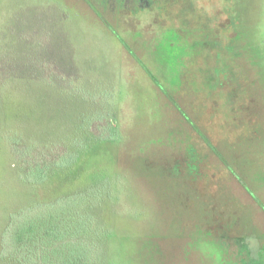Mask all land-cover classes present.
Listing matches in <instances>:
<instances>
[{
  "label": "rangeland",
  "instance_id": "rangeland-1",
  "mask_svg": "<svg viewBox=\"0 0 264 264\" xmlns=\"http://www.w3.org/2000/svg\"><path fill=\"white\" fill-rule=\"evenodd\" d=\"M106 12L102 10L101 15ZM187 17L192 25L180 28V33L175 28H156L149 39L140 40L137 33L125 27L99 23L80 0H0V63L21 55L19 50L28 34V39H35L30 43H34L33 55L44 56H33L32 64L21 70L36 73L48 70L51 75L49 86L64 93L61 104L51 96L47 105L41 107L43 121L40 124L43 126L39 124L40 130L36 129V132L58 133L57 120H62L63 126L65 115L87 113L93 119L103 108L96 104L103 101L94 100L96 94L101 93L89 90L91 85L87 75L81 84L73 68L67 67L66 73H57L56 58L52 57L58 41H63L61 49L66 56L62 58V65L65 60L77 71L82 68L88 71L93 57L101 62L99 65H104L101 70L108 71L110 84L121 88L120 99L124 105L121 107V132H116L114 122L110 123L108 137L100 140L102 145L97 147L98 144L93 143L94 150L77 166L79 178L92 170L103 169L107 173L91 180L90 185L92 194L108 188V241L104 234L107 228L99 216L101 198L88 196L86 190L82 200L72 198L77 201L75 206L66 200L57 204V210L64 211L66 223L74 233L77 224L83 223L79 234L72 239L88 244L89 264H264V251L258 247V240H264L262 219L256 208H252L253 212L246 208L247 195L242 193L238 197L241 209H238L237 218L218 220V224L209 219L208 224L212 226L209 229L203 225L200 203L172 202L169 196L172 181L164 172L160 155L163 143H171L169 128L161 114L168 106H163L156 97L158 93L150 88L148 73L135 69L129 58L122 56L128 50L132 59L150 69L151 75L163 76L157 86L164 95L173 94L177 80L175 67H169L175 59L177 42L193 41L195 52L209 56L210 67L221 68L242 90L254 94L260 110L264 111V0H190ZM16 23L18 34H13L12 42ZM39 40L43 41L42 48L36 42ZM17 101L14 97L13 102ZM172 103L176 107V101ZM70 105L76 107L67 109ZM31 123L35 122H30V126ZM104 125L98 124L101 130ZM77 131L82 133L80 127ZM14 155L15 160L29 171H36L32 159L41 162L33 151L22 147L14 149ZM26 163L31 167L28 168ZM17 171L10 157L9 161L0 158V202L16 211L27 206V200L31 201L26 188L15 179ZM257 178L258 182L264 183L263 175ZM245 190L255 200L258 197L264 199L254 194L257 188ZM262 190L263 187L259 188ZM256 204L264 210L263 200ZM41 206H27L26 216L32 219L48 216L52 211L50 204ZM253 217L262 227L254 234L247 228L251 235L240 239L238 234L254 223ZM13 228L12 225L11 230ZM228 231L238 234L230 236L226 234ZM14 248L10 246L8 252Z\"/></svg>",
  "mask_w": 264,
  "mask_h": 264
},
{
  "label": "crops",
  "instance_id": "crops-1",
  "mask_svg": "<svg viewBox=\"0 0 264 264\" xmlns=\"http://www.w3.org/2000/svg\"><path fill=\"white\" fill-rule=\"evenodd\" d=\"M83 4L99 23L108 26V12L101 15L102 10L96 12L87 4ZM17 29L16 23L11 34L12 42H14L13 34H18ZM29 34L31 35L32 32L30 31ZM28 36L25 34L23 47L20 48L19 53L30 59L36 55L43 57L44 54L33 55L34 43H30L35 39H28ZM36 42L41 48L43 47V41ZM52 42L57 43L55 40ZM57 44L58 48L54 55H58L52 57L56 58L57 73L58 71L66 73L67 67L73 68L81 84L84 83V76L87 75L88 83L91 85L89 90L101 93V95L96 94L94 100L103 102L96 104L108 113L112 119L111 123L114 122L116 125V132H121L120 124L123 116L121 107H124L120 99L121 88L110 84L108 71L101 70L104 65H99L101 62L93 57L90 58L88 71L85 68L77 71L74 65H68L65 60L62 65V58H66L61 49L63 41H58ZM127 51H124L123 58H129L135 69L148 73L147 83L150 88L158 93L156 97L163 102V106H168V109L161 110V114L164 116L165 125L169 128L171 143H163L164 145L160 147L162 149L160 155L164 172L171 179V186H174L171 187L169 195L172 202L200 203L203 209V225L209 229L212 228L208 224L209 219L215 220L218 224V220L227 221L239 216L237 212L241 209V200L238 197L244 193L248 197L247 201L250 202H247L246 208L248 210L256 208L263 224V227L260 226L255 220L257 215H254V223H250L246 229L249 228L254 234L258 232L259 227H262L264 234V210L256 204L257 201L264 199L258 197L255 200L245 190L247 187L257 188L254 194L264 197V183L257 181L259 180L257 176L264 177V111L260 110L261 106L255 101L254 94L242 90L239 84L212 85L207 70L203 69L202 59H198V62L188 60L187 63H182L187 65L183 67H179L175 60L170 65L169 69L175 67L177 85L173 86L174 92L168 94V97L151 80V76H154L149 73L150 69L135 58L132 59V53ZM180 71H184V74H179ZM155 76L157 81L163 80V76L158 74ZM172 101H176V107ZM258 187H263V190L259 191ZM246 229L243 228L239 234L237 231H228L226 234L230 236L238 234L240 239L246 238L251 235ZM258 247L264 251V240H258Z\"/></svg>",
  "mask_w": 264,
  "mask_h": 264
},
{
  "label": "trees",
  "instance_id": "trees-1",
  "mask_svg": "<svg viewBox=\"0 0 264 264\" xmlns=\"http://www.w3.org/2000/svg\"><path fill=\"white\" fill-rule=\"evenodd\" d=\"M31 64L32 59L24 55L0 63V68L4 67L0 72V158L9 161L10 157L14 161V169L18 170L15 179L26 188L31 199H26L25 204L29 207L50 204L52 211L48 216L32 219L26 216L27 206L16 211L11 207L6 208L0 202V264H89L88 244L80 239H72L76 233L79 234L83 223L77 224L74 233L66 223L64 211L57 210V204L66 200L75 206L77 201L72 198L82 200V193L86 190L88 196L101 198L99 216L107 228L104 234L108 241V188L102 193L92 194L90 185L91 180H97L100 174L106 172L103 169L92 170L79 178L77 166L94 150L93 143L99 147L102 145L100 140L108 137L112 119L102 108L93 119L87 113L65 115L63 126L62 120H57L58 133L36 132V129L40 130L39 124L43 121L41 107L47 105L51 96L61 104L64 93L49 86L51 75L48 70L44 73L21 70ZM14 97L18 99L17 102H13ZM74 107L70 105L67 109ZM32 121L35 123L30 126ZM98 124H105L104 130ZM79 127L82 133L77 131ZM77 139L80 141L76 142ZM68 142L81 149H71L70 145H66ZM18 146L33 151L41 160H31L35 162V172L15 160L14 149ZM27 167L31 165L27 164ZM12 225L14 228L11 230ZM6 245L7 248H15L8 252Z\"/></svg>",
  "mask_w": 264,
  "mask_h": 264
},
{
  "label": "flooded vegetation",
  "instance_id": "flooded-vegetation-1",
  "mask_svg": "<svg viewBox=\"0 0 264 264\" xmlns=\"http://www.w3.org/2000/svg\"><path fill=\"white\" fill-rule=\"evenodd\" d=\"M91 9L98 12L105 10L108 12V25L115 24L125 27L127 30L138 34L139 39H149L151 34L157 29L175 28L177 33L182 32L180 28H189L192 22L187 17L190 0H81ZM97 3H96V2ZM101 17L100 14H98ZM184 33V32H183ZM202 47L204 44L200 39ZM193 48V50H191ZM194 52V53H193ZM215 54V53H213ZM202 59L203 69L207 70L212 81V85L234 83L226 76L219 67H210L209 56L195 52L193 41L177 42L175 61L178 66H184L188 60L198 62ZM214 59V58H213ZM186 60V61H183ZM187 66V65H186ZM174 70V74H175ZM179 74H184L180 71ZM174 77V76H173ZM151 80L158 85L156 76Z\"/></svg>",
  "mask_w": 264,
  "mask_h": 264
}]
</instances>
